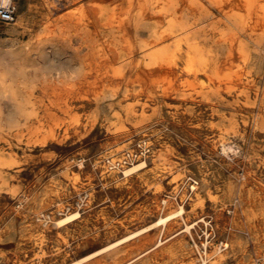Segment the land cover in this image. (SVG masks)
Here are the masks:
<instances>
[{
    "label": "rangeland",
    "instance_id": "1",
    "mask_svg": "<svg viewBox=\"0 0 264 264\" xmlns=\"http://www.w3.org/2000/svg\"><path fill=\"white\" fill-rule=\"evenodd\" d=\"M94 1L15 0V21L0 28L4 67L31 69L36 81L26 125L0 134V264H201L206 255L205 264H264V46L259 53L243 37L252 60L233 92L162 83L87 90L104 68L75 27ZM211 13L199 27L223 21ZM43 26L59 37L46 41L44 57ZM19 46L28 52L12 59L7 50ZM216 52L223 59L228 50ZM78 66L79 80H66ZM13 110L0 101V112ZM142 140L149 156L112 165ZM142 160L146 167L127 171Z\"/></svg>",
    "mask_w": 264,
    "mask_h": 264
},
{
    "label": "bare ground",
    "instance_id": "2",
    "mask_svg": "<svg viewBox=\"0 0 264 264\" xmlns=\"http://www.w3.org/2000/svg\"><path fill=\"white\" fill-rule=\"evenodd\" d=\"M205 1L212 8L205 5ZM212 9L220 13L223 21L213 20L206 27H199V23H204V19L212 14ZM40 14V17H46V11L42 10ZM78 18L77 33L93 43L92 51L98 58L94 65L104 68L102 72L96 71L94 78L101 84L87 90H99L105 84H112L113 90H119L123 84L127 90L130 89L128 86L136 85L143 92L162 83L168 87L177 85L192 89L203 96L215 93L223 86L228 92H233L242 81L243 66L252 60L248 41L243 37H247L259 53L264 46V0H97L89 5L88 11L80 12ZM208 31L212 38H208ZM54 32L43 26L37 33L36 49L40 56L45 55L47 40H58L59 37L52 34ZM144 32H147L148 38L142 37ZM100 34L103 40L98 43ZM220 48L228 50L223 59L215 54ZM7 51L12 59L20 60L28 52L25 46ZM259 58H264V51ZM111 79L115 82L107 83ZM220 146L224 151L233 149L223 140ZM146 166V160H142L127 171ZM174 216L175 211L158 217L154 224H164ZM212 255H215L216 261L222 259L221 248L218 246ZM209 258V255L201 257L205 261Z\"/></svg>",
    "mask_w": 264,
    "mask_h": 264
},
{
    "label": "clouds",
    "instance_id": "3",
    "mask_svg": "<svg viewBox=\"0 0 264 264\" xmlns=\"http://www.w3.org/2000/svg\"><path fill=\"white\" fill-rule=\"evenodd\" d=\"M6 60H0V101L11 103L14 110L7 114L0 112V134L13 133L22 129L32 111L30 91L36 86L26 69L4 67ZM83 69L77 70L66 80L78 79Z\"/></svg>",
    "mask_w": 264,
    "mask_h": 264
},
{
    "label": "built area",
    "instance_id": "4",
    "mask_svg": "<svg viewBox=\"0 0 264 264\" xmlns=\"http://www.w3.org/2000/svg\"><path fill=\"white\" fill-rule=\"evenodd\" d=\"M17 13V4L15 0H0V28L10 25L15 21ZM151 152V146L147 141L142 140L138 144L135 151H126L119 160L112 162L113 166H123L131 163L136 159H145ZM190 192H193L198 185V181L194 178H189ZM166 202V200L164 201Z\"/></svg>",
    "mask_w": 264,
    "mask_h": 264
}]
</instances>
